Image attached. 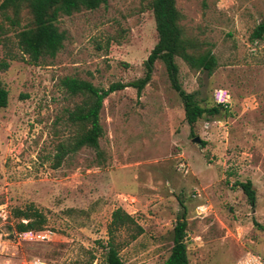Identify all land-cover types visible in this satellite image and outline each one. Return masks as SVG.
I'll list each match as a JSON object with an SVG mask.
<instances>
[{
	"label": "rangeland",
	"instance_id": "1",
	"mask_svg": "<svg viewBox=\"0 0 264 264\" xmlns=\"http://www.w3.org/2000/svg\"><path fill=\"white\" fill-rule=\"evenodd\" d=\"M149 1L109 0L61 15L62 48L36 64L20 51L16 30L0 37V86L7 91L0 108V262L107 264L112 239L123 264H164L183 212L188 264H234L247 251L264 258V37L250 38L264 21V0H175L185 36L216 59L209 73L176 58L177 83L204 108L216 105V92H227L226 110L205 114L191 130L156 61L139 94L127 86L103 100L98 151L84 147L53 166L57 145L75 132L67 114L81 102L61 80L107 89L144 77L157 42ZM246 182L254 205L237 186ZM30 204L46 216V236H10L12 211ZM117 208L143 228L135 240L125 229L110 238Z\"/></svg>",
	"mask_w": 264,
	"mask_h": 264
},
{
	"label": "trees",
	"instance_id": "2",
	"mask_svg": "<svg viewBox=\"0 0 264 264\" xmlns=\"http://www.w3.org/2000/svg\"><path fill=\"white\" fill-rule=\"evenodd\" d=\"M109 0H0V37L8 29L16 30V40L20 51L28 57V63L36 64L43 57L53 58L62 48L64 33L57 26L61 15L69 16L81 10H95L106 5ZM149 7L155 23L157 42L144 63V77L127 85L111 84L107 89L93 86L90 82L72 77L61 80L62 87L71 95L81 97V102L68 112L67 121L75 127L74 135L66 142L59 143L54 154L53 166H60L69 154H75L86 147L98 151L102 127L99 113L103 100L111 93L127 86L133 87L139 94L150 81L153 65L156 61L163 63L172 87L177 91L183 104L185 121L192 128L205 114L212 116L220 110H226L216 104L210 108L202 107L193 94H188L178 85L176 75L178 67L175 59L180 58L190 68L211 73L216 67V59L209 50L199 48L185 36L181 25L182 15L176 7L175 0H150ZM25 20L24 25L21 23ZM264 37V21L258 24L251 34V40ZM7 105V91L0 86V108ZM203 145L204 143L201 142ZM254 205L255 192L251 182L237 184ZM182 208L183 202L180 201ZM184 209V208H183ZM15 219L8 227L9 235L41 231L46 227V216L33 205L12 211ZM188 223L186 214L178 215L172 230V247L164 264H188L187 245L185 242ZM119 229L131 230L130 238L135 240L143 233V228L122 208L115 209L109 224L110 238ZM107 264H123L118 250L109 239L107 243Z\"/></svg>",
	"mask_w": 264,
	"mask_h": 264
},
{
	"label": "built area",
	"instance_id": "3",
	"mask_svg": "<svg viewBox=\"0 0 264 264\" xmlns=\"http://www.w3.org/2000/svg\"><path fill=\"white\" fill-rule=\"evenodd\" d=\"M214 101L216 104L222 105L223 107L227 108L230 103V96L227 92L218 91L214 95ZM206 210H207V207L197 208V211H199V213H202V214H204ZM28 233H32L35 236L36 235H41L44 237L46 236L44 235L46 233L44 230L33 231V232H28ZM0 264H42V262L39 259H31L28 261L25 260L21 263H12L10 258L5 257L3 262H0ZM234 264H264V258H262L261 256L253 252L247 251Z\"/></svg>",
	"mask_w": 264,
	"mask_h": 264
},
{
	"label": "water",
	"instance_id": "4",
	"mask_svg": "<svg viewBox=\"0 0 264 264\" xmlns=\"http://www.w3.org/2000/svg\"><path fill=\"white\" fill-rule=\"evenodd\" d=\"M193 141H194L195 143H197L199 146L201 145V143H200V139H199L198 137H195V138L193 139Z\"/></svg>",
	"mask_w": 264,
	"mask_h": 264
}]
</instances>
